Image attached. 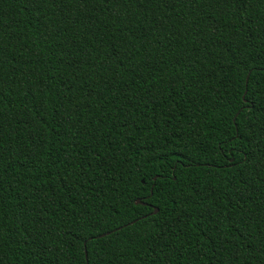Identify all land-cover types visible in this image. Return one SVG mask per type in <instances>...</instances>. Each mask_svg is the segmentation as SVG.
<instances>
[{
	"label": "trees",
	"instance_id": "obj_1",
	"mask_svg": "<svg viewBox=\"0 0 264 264\" xmlns=\"http://www.w3.org/2000/svg\"><path fill=\"white\" fill-rule=\"evenodd\" d=\"M0 264H264V0H0Z\"/></svg>",
	"mask_w": 264,
	"mask_h": 264
},
{
	"label": "water",
	"instance_id": "obj_2",
	"mask_svg": "<svg viewBox=\"0 0 264 264\" xmlns=\"http://www.w3.org/2000/svg\"><path fill=\"white\" fill-rule=\"evenodd\" d=\"M155 179H157V177L155 178ZM136 204H144L140 199H138L137 201H136ZM145 205V204H144ZM158 212V209H156L155 211H154V213L156 214ZM105 236V234L104 235H101L100 237H104Z\"/></svg>",
	"mask_w": 264,
	"mask_h": 264
}]
</instances>
